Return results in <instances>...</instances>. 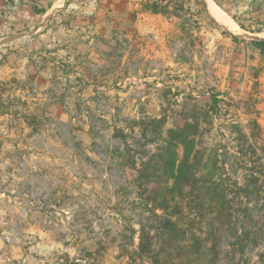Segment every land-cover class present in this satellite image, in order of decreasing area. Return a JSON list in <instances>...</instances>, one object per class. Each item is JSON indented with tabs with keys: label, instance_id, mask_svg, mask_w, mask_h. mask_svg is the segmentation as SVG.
<instances>
[{
	"label": "rangeland",
	"instance_id": "obj_1",
	"mask_svg": "<svg viewBox=\"0 0 264 264\" xmlns=\"http://www.w3.org/2000/svg\"><path fill=\"white\" fill-rule=\"evenodd\" d=\"M212 1L240 31L204 0H165L157 7L168 4V15L127 0L106 34L69 32L64 20L39 33L0 30V56L39 35L60 49L58 65L42 60L41 90L0 72V264H264V0ZM143 116L167 129L200 124L207 166L205 183L186 193V235L160 236L156 259L132 262L138 234L129 251L122 239L161 183L139 187L113 132Z\"/></svg>",
	"mask_w": 264,
	"mask_h": 264
},
{
	"label": "trees",
	"instance_id": "obj_2",
	"mask_svg": "<svg viewBox=\"0 0 264 264\" xmlns=\"http://www.w3.org/2000/svg\"><path fill=\"white\" fill-rule=\"evenodd\" d=\"M147 0V4L157 7L165 0ZM168 4L157 7L155 10L148 9L155 14L168 15ZM44 13L45 10H37ZM264 45V42H259ZM216 101V98H213ZM127 129H130L129 132ZM138 131V132H137ZM200 132V124L188 122L183 127L166 128V121L162 118L143 116L135 121V125L129 128L116 126L113 138L124 142L127 148L128 158L131 159L132 168L138 173L137 181L139 187L143 188L145 183L152 182L153 178H159L161 185L160 198L150 201L145 200L142 208L139 230H133L132 235L122 239L131 247L123 246L129 251L133 247L135 235L138 234L139 243L131 252H127L132 262L145 259L157 258L155 256V245L160 236L174 237L186 235L184 229L185 197L188 191L193 190L198 184L205 183L202 171L207 166L201 151L198 149L197 137ZM133 140V144L130 142ZM155 147L152 149V147ZM134 151L136 154L131 155ZM254 175V174H252ZM207 177V176H206ZM248 178V177H247ZM220 180L212 179L210 185L219 192ZM157 189V190H158ZM218 195V194H217ZM161 211V213H159ZM247 239L250 233L243 234ZM241 235V236H243ZM241 238V237H240ZM239 238V239H240ZM97 240L96 245H101ZM257 241H255V245ZM99 255L101 251L98 250Z\"/></svg>",
	"mask_w": 264,
	"mask_h": 264
},
{
	"label": "crops",
	"instance_id": "obj_3",
	"mask_svg": "<svg viewBox=\"0 0 264 264\" xmlns=\"http://www.w3.org/2000/svg\"><path fill=\"white\" fill-rule=\"evenodd\" d=\"M5 1L6 9L9 11L0 9V30L5 28L17 30L30 27L36 29V33L46 30L55 23L58 25L59 21L64 20L67 21L65 26L69 27V32H72V29L80 28L84 31L89 27H97V29H101L102 34H106L114 25L117 17L131 9L129 8L131 3L127 5V0H119V2L116 0H98L96 5L91 0H84L80 7L75 4V0ZM58 1L60 2L59 5L57 4ZM73 8L79 9L72 10ZM37 10H45V12L38 13ZM69 13L73 15L72 18L65 19ZM70 27L72 28L70 29ZM82 31L80 32L82 33ZM97 32L100 33L99 30ZM82 39L85 37L83 36ZM94 41L95 38L87 41L88 43L79 41V44L82 46L91 45ZM66 44L73 45V40H66ZM59 50L58 42L55 39L48 40L46 35L33 37L30 42L23 43L21 46L11 47L7 51L2 50L0 72H6L14 79L33 81L41 90L42 85L47 83L46 72L48 67L56 66L60 62L57 57ZM42 60H47L48 67L42 66Z\"/></svg>",
	"mask_w": 264,
	"mask_h": 264
},
{
	"label": "bare ground",
	"instance_id": "obj_4",
	"mask_svg": "<svg viewBox=\"0 0 264 264\" xmlns=\"http://www.w3.org/2000/svg\"><path fill=\"white\" fill-rule=\"evenodd\" d=\"M204 1L206 3L208 12L212 15L213 18L221 22L226 28H228L231 31L241 30L239 29L237 24L225 12H223L212 0H204Z\"/></svg>",
	"mask_w": 264,
	"mask_h": 264
}]
</instances>
